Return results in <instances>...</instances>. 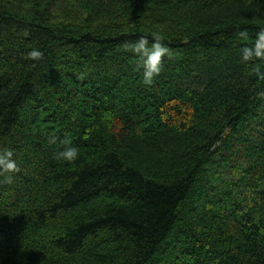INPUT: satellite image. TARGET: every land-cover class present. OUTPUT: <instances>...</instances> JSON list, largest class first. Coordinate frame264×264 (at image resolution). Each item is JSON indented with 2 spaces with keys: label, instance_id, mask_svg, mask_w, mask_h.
Segmentation results:
<instances>
[{
  "label": "trees",
  "instance_id": "16d2710c",
  "mask_svg": "<svg viewBox=\"0 0 264 264\" xmlns=\"http://www.w3.org/2000/svg\"><path fill=\"white\" fill-rule=\"evenodd\" d=\"M262 30L264 0H0V264H264Z\"/></svg>",
  "mask_w": 264,
  "mask_h": 264
},
{
  "label": "clouds",
  "instance_id": "9594fccd",
  "mask_svg": "<svg viewBox=\"0 0 264 264\" xmlns=\"http://www.w3.org/2000/svg\"><path fill=\"white\" fill-rule=\"evenodd\" d=\"M239 35L242 39L247 37L244 31L240 32ZM152 37L151 43L147 37H141L131 46L132 51L139 58L143 82L147 85H151L154 77L161 73L163 59L170 56V49L163 43L165 36L162 33H152ZM43 56L44 53L38 48H33L27 53V58L32 61H39ZM254 58L264 60V30L257 34L256 42L252 47H244L242 49V61L248 62ZM261 67L260 64H256L253 70L260 79H264V71L261 70ZM63 145L62 149L54 153L53 158L61 163H74L79 156L78 148L67 138L63 141ZM13 156L14 153L11 149L0 150V174H9L7 176L8 183L12 182V174L20 171Z\"/></svg>",
  "mask_w": 264,
  "mask_h": 264
}]
</instances>
